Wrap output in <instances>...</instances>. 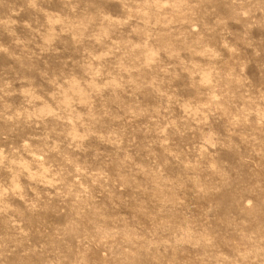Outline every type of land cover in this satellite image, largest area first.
Returning <instances> with one entry per match:
<instances>
[{"label": "rangeland", "instance_id": "1", "mask_svg": "<svg viewBox=\"0 0 264 264\" xmlns=\"http://www.w3.org/2000/svg\"><path fill=\"white\" fill-rule=\"evenodd\" d=\"M0 264H264V0H0Z\"/></svg>", "mask_w": 264, "mask_h": 264}]
</instances>
